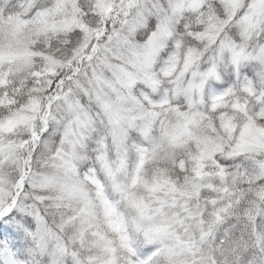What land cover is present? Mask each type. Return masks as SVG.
I'll return each instance as SVG.
<instances>
[{"label":"snow or ice","instance_id":"snow-or-ice-1","mask_svg":"<svg viewBox=\"0 0 264 264\" xmlns=\"http://www.w3.org/2000/svg\"><path fill=\"white\" fill-rule=\"evenodd\" d=\"M0 264H264V0H0Z\"/></svg>","mask_w":264,"mask_h":264}]
</instances>
